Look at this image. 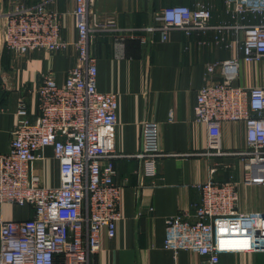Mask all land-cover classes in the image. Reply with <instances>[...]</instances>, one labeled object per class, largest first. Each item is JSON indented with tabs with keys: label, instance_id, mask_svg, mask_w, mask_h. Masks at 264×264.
Here are the masks:
<instances>
[{
	"label": "built area",
	"instance_id": "built-area-1",
	"mask_svg": "<svg viewBox=\"0 0 264 264\" xmlns=\"http://www.w3.org/2000/svg\"><path fill=\"white\" fill-rule=\"evenodd\" d=\"M32 0H8L0 13L4 49L12 56L44 50L64 51L69 42L62 37L60 16ZM72 15L77 38L75 66L61 85L50 73L36 90L38 114L30 120L26 94L15 111L6 153L0 154V206H29L32 216L23 221L0 219V264H89L100 249V234L112 239L121 220L120 190L115 182L116 95L96 89L97 68L90 53V39L111 34L118 42L158 33L166 42L173 31L186 36L215 30L242 33L243 60H264V0H225L232 25H211L210 9L202 4L189 8L168 6L160 10L153 25L141 29L121 28L115 18L101 19L93 12L94 0H74ZM261 18L258 24L239 23L247 15ZM225 42L222 36L214 44ZM238 60L206 66V84L198 91L194 121L205 126L207 151L204 155L236 157L240 180L234 175L224 182L213 179L199 185L201 200L192 218L180 212L165 219L163 249L175 257L192 252L200 264H221L227 251L264 254V212H237L238 186L264 188V87L250 89L233 85ZM219 71L220 82L210 80ZM225 123H242L245 146L224 151L221 145ZM159 124L142 123L141 151L132 156L141 161L142 173L154 177L157 162L165 155L159 148ZM45 148H51L59 165V186L46 188L33 173L34 163ZM216 169L210 170L213 177ZM228 231L226 235L221 230Z\"/></svg>",
	"mask_w": 264,
	"mask_h": 264
},
{
	"label": "crops",
	"instance_id": "crops-1",
	"mask_svg": "<svg viewBox=\"0 0 264 264\" xmlns=\"http://www.w3.org/2000/svg\"><path fill=\"white\" fill-rule=\"evenodd\" d=\"M42 3L60 16L62 37L69 46L62 52L44 50L24 56H12L3 47L0 30V154L6 153L10 132L15 125L17 102L26 91L30 120L38 114L36 90L43 76L50 73L61 85L76 64L77 51L72 45L77 38L72 12L74 0H32ZM202 4L210 9L211 25L235 23L225 0H94L93 12L101 19L113 17L121 28L141 29L155 24L160 10L183 5L194 8ZM8 0H0V13L6 12ZM261 18L247 15L244 24H258ZM0 21H3L0 18ZM264 21V18H263ZM225 42L215 45L214 38ZM242 33L228 34L209 30L186 36L181 31L170 33L161 42L158 33L148 34L145 43L138 39L118 42L111 34H97L90 39V53L95 59L96 89L116 95L115 151L122 156L114 161L115 182L121 187V220L112 239L100 234V249L89 264H200L204 257L192 252H179L175 257L163 249L165 219L180 212L192 218L200 203L199 185L213 179L224 182L234 175L240 180L241 169L236 157L204 155L207 151L205 126L194 121L198 91L206 84V66L238 60L234 86L264 87V60L248 63L241 50ZM210 80L220 82L217 70ZM144 121L159 124V148L165 155L157 162V173L146 177L141 161L135 157L142 148ZM221 145L224 151L245 146L242 123H225ZM216 169L213 177L210 170ZM33 173L46 188L59 186V165L51 148H45L34 163ZM237 212H264V188L238 186ZM32 216L29 206L3 204L0 219L23 221ZM222 234L228 233L225 228ZM221 264H264V254L227 251L220 255Z\"/></svg>",
	"mask_w": 264,
	"mask_h": 264
}]
</instances>
